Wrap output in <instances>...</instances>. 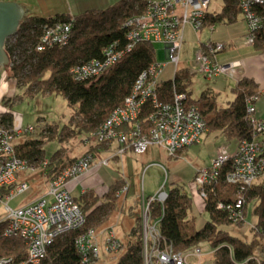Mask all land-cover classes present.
Segmentation results:
<instances>
[{
  "label": "trees",
  "instance_id": "1",
  "mask_svg": "<svg viewBox=\"0 0 264 264\" xmlns=\"http://www.w3.org/2000/svg\"><path fill=\"white\" fill-rule=\"evenodd\" d=\"M223 3V7L218 12L207 10L204 18L206 26H213V29L218 25L230 26L237 21L236 17L239 14L243 19L233 0H223ZM146 4L147 2L142 0H117L115 4L103 10H86L71 17L64 14L48 18L24 15L15 36L12 37L15 42L10 43L8 41L10 39L6 40L5 51L9 58L7 67L16 86L26 87L24 95L27 97L59 95L64 97L67 104L73 109L69 120L61 126V130L56 124L43 125L47 126L43 130L52 133V136L47 138V142H57L61 147L65 141L71 138L86 137L109 117L112 110L123 105L124 99L131 93V88L139 74L152 64H157L153 46L157 43L140 41L132 46L129 53L123 56V59L112 67L107 75L94 81L77 82L73 80L69 72L74 65L101 59L103 50L107 46L115 43L121 46L125 43L127 29L123 27L124 23L128 18L141 14ZM258 12L264 15V9H259ZM71 20H73L72 32L68 44L36 51L43 27L57 22L67 23ZM243 21L245 22L244 19ZM186 27H189L194 33L201 31V29L194 31L190 26ZM250 46L256 53L264 56V27L255 32L253 44ZM189 76L187 70H177L172 80L164 82L159 80L156 90L159 101L171 102L176 92L182 93L186 96L187 105L195 106L200 112L209 133L213 132L224 136L227 143L236 141L238 144L242 140L254 138V126L246 110L247 101L255 95L258 96V87L253 79L247 77L239 79L231 89L233 100L227 102L224 107H218V94L212 89L203 91L198 99L191 97L188 90ZM14 98L21 100L22 97ZM253 104L255 105V103ZM149 111L150 108L147 104L141 112L142 125L146 123ZM12 119L13 113L10 110L7 109L0 113V121L7 128H13ZM68 122L74 124L72 128L68 127ZM35 131L22 134L14 149L17 158L35 164L48 190V183L67 166L72 165L76 158L66 155V152L61 151L60 147L54 150L52 155L46 156L44 151L46 142L44 143L43 139L38 137L42 130L39 129V134ZM31 135L34 138H30ZM107 147L108 144L100 143L89 150L94 152L105 150ZM44 160L47 164L43 166ZM226 171L227 168L221 177ZM123 181L115 182L101 196L91 190L89 192L83 190L79 193L78 198L73 197L86 218L84 226L79 230L58 236L47 248L46 257L39 264H81V257L75 247L76 237L88 229H95L97 232V228L116 208V202L119 200L116 192L122 184L120 182ZM238 190V187L224 185L222 181L214 186L206 187L204 189L206 197H203L202 201L208 220L197 228L195 217L190 218L188 214L192 208L191 199L179 192L178 188L171 187L163 204L149 203L150 220L155 223L160 235L172 245L176 252H192L197 247L202 250L201 246L207 243V251H211L210 264L240 263L250 258L251 255L260 256L262 264H264V181L243 191L245 200L241 209L243 217L236 224L229 218V210L219 208V204L226 208L232 203ZM197 191L200 194V189L197 188ZM142 197L138 203L140 212ZM143 199L145 200V197ZM249 215L250 219L247 221ZM253 218H255V224L251 225L247 233L249 240H246L245 236H241L242 229L237 233H229L225 230L227 227H236L237 229L244 227L246 221L249 223ZM3 226L4 222H0V258L2 256L15 259L23 257V244L19 240L3 238L1 235ZM128 237L131 240L128 241L125 253L116 261V264H143L140 214L136 217ZM119 242L121 249L116 252H120L124 247V243Z\"/></svg>",
  "mask_w": 264,
  "mask_h": 264
},
{
  "label": "built area",
  "instance_id": "2",
  "mask_svg": "<svg viewBox=\"0 0 264 264\" xmlns=\"http://www.w3.org/2000/svg\"><path fill=\"white\" fill-rule=\"evenodd\" d=\"M13 0H0L9 2ZM138 1V0H137ZM146 7L138 16L128 18L124 23L127 29L126 40L121 46L112 44L107 46L101 59H95L74 65L70 69L73 80L85 82L96 80L107 75L112 67L118 64L135 43L145 41L164 45V54L173 65L174 74L178 70L180 50L183 40L184 27L190 26L194 31L209 28L204 18L210 0H142ZM239 8L247 34L245 40L248 45L253 44L255 32L264 27V15L258 12L264 9V0H233ZM71 22H57L43 27L36 51L50 49L52 46H64L69 43L72 32ZM223 43H204L194 54V61L199 73L209 80L213 77L225 75L232 78L241 65L237 61L218 63L216 56L224 50ZM163 66L152 64L143 70L136 78L131 93L124 99L123 105L109 113V117L90 133V138L99 145L112 142L118 144L117 155L129 150L137 155L144 154L150 147H160L170 158L177 156L183 148L199 142L206 132V123L193 105H187L186 96L182 93L173 95L171 102H160L157 86ZM258 96L247 101V113L254 126L255 136L252 140H242L238 143L234 153L226 147L217 150L215 157L208 167H202L195 177L201 198L206 197L204 189L214 186L220 181L224 185L238 187V192L232 203L226 208L219 204V208L228 209L229 218L234 222L242 220V206L244 204L243 191L252 185L264 181V120L255 118L254 104ZM148 104L150 111L146 123L142 125L141 112ZM34 127L11 128L0 121V222H4L1 235L10 240H19L23 244V257H1L0 264H39L46 257L47 248L58 236L79 230L86 222V218L78 207L74 198L66 192L68 182L77 180L86 174L95 162L94 154L90 151L78 157L74 163L62 170L58 176L48 183V190L44 196L38 197L31 203L17 208H10L12 198L27 192L30 187L23 173H33L37 167L16 156L14 146L25 132H33ZM103 163H106L105 161ZM46 165V160L43 161ZM227 171L221 177V174ZM21 178V179H20ZM128 191L127 184L116 192L118 197ZM168 197L164 185L156 194L147 200L141 198V227L143 238V264H191L189 258H195L199 264L203 254L197 247L192 252H176L159 233V229L152 223L149 216V203L163 204ZM237 224V223H236ZM95 229L83 231L75 239L77 253L81 257V264H95L99 259V247ZM103 249L113 254L121 249L118 239L110 232L104 239ZM235 264H262V258L251 255L250 258Z\"/></svg>",
  "mask_w": 264,
  "mask_h": 264
},
{
  "label": "rangeland",
  "instance_id": "3",
  "mask_svg": "<svg viewBox=\"0 0 264 264\" xmlns=\"http://www.w3.org/2000/svg\"><path fill=\"white\" fill-rule=\"evenodd\" d=\"M116 1L117 0H13L12 2H16L18 6H21L25 15L48 18L53 17L54 15H60L61 13H66L69 7H73L76 13H81L83 11L93 9L103 10L106 7L115 4ZM215 1L216 0H212L211 8L215 6ZM216 3L221 5L223 1L217 0ZM244 23L245 22L243 21H238L230 24V26L218 25L213 31L203 29L197 33H194L189 27H185V30L183 31V46L180 50V61L177 67L179 71H188L190 75L188 90L190 91L193 99H198L203 91L207 90L211 86L217 87L221 81H224L226 84L221 86V90L219 89L217 105L218 107H224L227 105V102L233 100L231 90L228 88L229 86H231V88L233 86V84L230 85L231 78L225 75H221V77L218 78L213 77L209 80L203 78L201 73L198 71L197 65L195 64L194 54L201 44L208 43V41H216L217 38L222 36L226 37L232 34L233 31L234 34L232 35L235 37L239 36L241 32H246L247 28ZM8 39H10L8 40L10 43L15 42L12 37ZM244 41L246 42V40ZM247 45L243 46L251 50L253 49L250 45ZM153 46L155 50L156 63L164 68L158 79L162 82L172 80L175 68H173V65L169 63L165 57L164 45L154 44ZM232 52L233 50H230L229 47L226 51L219 52L216 56L217 61L219 63L227 61L232 57ZM26 90L25 86H16V83L12 78V74L7 66H5V68L0 67V112L7 111V109L10 110L13 113L12 124L14 126H18L20 124V127L26 128L31 125L34 127V130H36V133H38L39 129H41L42 131L40 134L38 133V137L42 138L44 143L46 142L44 144V151L46 152V156H50L54 153V150L60 147V145L57 142H47V138L51 137L52 133L48 130H43L47 127L43 125L56 124L59 126L58 129L61 130V126L69 120L73 109L67 104V101L62 96L53 94L52 96L33 95L34 97H27L24 95ZM18 96L22 97L21 100L20 98H14ZM68 124L69 128H72L74 125L72 122H68ZM89 135L90 133L86 137L76 136V138H71L65 141V143L60 147L61 151H65L66 155H69L70 157L76 158L80 155L82 156L90 149L92 143L91 140L93 139L89 138ZM203 137L206 138L205 141L203 138L202 141L204 142L201 141L200 145L192 146L189 151L185 152L187 153L186 156L184 155L185 157L181 156L177 161L168 160V163H166V160H164L163 162L167 170L169 169L168 183L165 188V192H168L171 187L175 186L178 188L179 192L184 193L191 199L193 204L188 214L190 218L195 217V225L197 228L208 220V215L207 213L198 210L194 202L198 197L200 198V202H202V204L204 203L197 191V185H195L193 179L195 173L197 172V168H195V166L206 165L209 162V153L215 150V146L220 145L222 147H226L229 152H233L235 147L238 145L236 141H230L227 143L224 136L222 137L218 133H209L207 130ZM30 138H34L33 135H31ZM110 149V151L96 150L97 152L95 155L99 159L105 158L106 155L109 157V155H111V153L115 150L112 146ZM144 157L145 156H143V158ZM129 158L132 161L126 166L121 164L118 158L111 160L108 159V162L106 161L107 164L103 163L104 161L100 159L101 164L99 168L94 170L92 175L94 183L90 189L87 190V192L91 190L96 195L101 196V194L105 193L109 187L115 184V182L123 180V182H120L122 184L119 189L124 187L125 184L129 187L128 193L122 197H118L119 200L116 202V208L113 210L111 215L108 216L107 220H105L103 224H101V226L99 225L100 227L97 228L98 230L113 224L112 228H114L118 238L123 240L124 247L120 252H116L115 254H109L101 248L99 251V259L95 262V264H116V261L125 253V246L128 241L131 240L127 239L129 238L127 235L131 231L133 221L139 215L140 209H138V205L136 204L138 200L135 204L134 200L141 195V187L143 188L145 200H147L156 194L164 182L161 170L155 167H148L145 169V164L150 163L152 159L143 163L141 156H138L135 153L132 154V156L129 155ZM142 163L144 165H142ZM144 169L146 172L143 174ZM21 177L28 182L30 189L27 192L22 193V195L15 196L9 203L10 208H17L20 205L31 203L36 198L43 196L47 190L45 181L38 171L34 173H23L21 174ZM172 182L175 184H172ZM194 188L195 191H193ZM80 189L81 188H78L72 196L78 198ZM87 192L85 193L88 194ZM124 197L127 200L125 203L127 206L123 209L124 205L122 204ZM130 206L131 210H129ZM0 213L3 214L1 209ZM247 219V221H249L250 215ZM247 221L244 227H238V229L236 227H227L225 230L229 233H237L242 229L241 236H245V239L249 240V237H247L249 234L247 233L251 225L255 224V218H253L249 223ZM201 247L203 254L206 255L201 258V262L205 263L206 261H211V251H207V243ZM189 262L191 264H199L198 260L195 258H189Z\"/></svg>",
  "mask_w": 264,
  "mask_h": 264
},
{
  "label": "crops",
  "instance_id": "4",
  "mask_svg": "<svg viewBox=\"0 0 264 264\" xmlns=\"http://www.w3.org/2000/svg\"><path fill=\"white\" fill-rule=\"evenodd\" d=\"M216 2H217V0L214 2L215 6L213 8H211V5H212V0H211L209 6L207 8V10L209 12H218V11L221 10V8L223 7L224 3H222L221 5H219ZM81 13H76L74 11V8L73 7H71V8L69 7V9H68V11L66 13H61V14H64V15H67V16H70L71 17L72 15H78V14H81ZM236 20H237L236 22L243 21V19L241 18V15L240 14L236 17ZM204 29H208L209 31H213L214 30V29L213 30H210L208 27L207 28H204ZM202 30L203 29H201V31ZM246 33H247V31L246 32L245 31L244 32H241L239 36L235 37L234 35H232V34H234V31H233L232 34H230V35H228L226 37L225 36H222V37L217 38L216 41H208V42L218 43V44L219 43L225 44L224 50L219 51V52L226 51L228 49V47H229L230 50L231 49L233 50V52L231 53L232 57L229 58L227 61L222 62V63H230L231 61H237L239 63V65H241V67L239 68V71L234 75V77L231 78L230 85L233 84V86H234L236 84V82L239 79H242L243 77H247V78L253 79L254 82H256L257 87H258V93H257L258 94V97H257L258 99L256 100V103L254 105V108L256 109V112H255V115L254 116H255V118L264 120V56L259 55L258 53H256L254 51V49L251 50V49H248L247 47L243 46V45H247V42L244 41L245 40V37L243 39V36H245ZM239 39H241V40H239ZM182 46H181V48H182ZM216 61H217V58H216ZM218 77H221V75L220 76H217V78ZM225 84L226 83H224V81H221V83L219 85H217V87H219V88H217L215 86H211L208 89H212L216 94H219V89L221 90V86H224ZM228 88H230L229 90L232 89L231 86H229ZM41 126H42V124H41ZM12 127L17 129V128L20 127V124L18 126H14L12 124ZM205 133L206 132H204L203 135ZM203 135L201 136L199 142H197L195 144H192L189 147H186V148L181 149L179 151V153L177 154V156L174 157V158L168 157L166 155L165 151L163 149H161L160 147H157V146L156 147H150L144 154L138 155V156H141V158L143 159L142 160L143 163H145V161L148 162L150 159L153 160V161L151 160L150 163L145 164V166H146L145 169H147L148 167H155V168H158L159 170H161V172L163 173V178H164V182H163L162 186L164 185V190H165V188L167 186V183H168V176H169L168 170L169 169L167 170L166 166L163 164L164 160H166L165 162L168 163V160L177 161V160H179V157L184 156V155L186 156L187 153H185V152L189 151V149L192 146L200 145L203 138H204L203 140L205 141L206 138L203 137ZM204 141H202V142H204ZM91 142L92 143H91L90 149L96 146V144L94 143L93 140H91ZM111 146H112V148L115 149L114 152H112L111 155H109V157H107V155H106L105 158H100V159H102V161H105V162L107 161L108 162V159L111 160V159L118 158L120 160L121 164H124V166L129 165L130 162L132 161L129 158V155L132 156V154H134V153H132L131 151H126V152L122 153V155H117L116 152L119 149H118V144L116 142L110 143V145H108V147L105 149V151H110L111 150L110 149ZM221 147L222 146H220V145L215 146V150H213L212 152L209 153V156H210L209 157V162L206 165L195 166V168H197L196 169L197 172L200 169H202V167H208L210 165L211 161L215 157L214 155L216 154L217 150L219 148H221ZM235 149H236V147H235ZM88 151H91V150H88ZM96 152L97 151H94L93 152L94 157H95V160H94L95 162L93 163V165L89 169V171L86 174L78 177L77 180H74L72 182L67 183L66 191L69 193L70 196H72V194L74 192H76V190L78 188H81L80 189V193H81V191H83V190H89L90 187L93 185V183H94L93 182V176H92L93 175V172H94L95 169L99 168V166L101 164L100 163L101 162L100 159L98 157H96V155H95ZM129 152H131L132 154L129 153ZM234 152H235V150H233V152H230V153H234ZM80 156H78V157H80ZM143 156H145V157L143 158ZM78 157H76V159ZM97 160H99V161H97ZM107 162H106V164H107ZM143 163H142V165H144ZM145 169L143 170V174L146 172ZM34 172H36V170L33 171V173ZM196 173H195V175H196ZM39 174H40V171H39ZM21 178H23V177H21ZM194 182H195V180H194ZM172 184H175V183L172 182ZM195 185H196V183H195ZM128 191H129V187H128ZM128 191H127V193H128ZM193 191H195V188H194ZM140 193H141V195H139L136 198V200H134V204L138 200V202L136 203L138 205V209H140V206L138 204L140 197L141 196L145 197V195L143 193V188L142 187H141V192ZM127 196H128V194H127ZM72 197H74V196H72ZM123 200L124 201H123V204L122 205H124L123 206V209H124V207L127 206V205H125V203L127 202V200H126L125 197L123 198ZM194 202L196 204V208H198V210H201L202 212H204V203L202 204V202H200V198L197 197V199ZM192 204H193V202H192ZM129 210H131V206H130ZM139 214H140V210H139ZM134 221H133L132 227L134 226ZM112 225L113 224H111L109 226H106V227H103V228H100V229L97 230L96 240H97V243H98V247L100 246L99 247V251H100L101 248H103V244H104V241H105L104 239L108 236V234L110 232L113 234V236L116 239H118L119 241H122L123 242V240L119 239L118 236L116 235V232L114 231V228H112L113 227ZM132 227H131V230H132ZM129 234L127 235V237L129 236ZM127 239H130V237L127 238Z\"/></svg>",
  "mask_w": 264,
  "mask_h": 264
},
{
  "label": "water",
  "instance_id": "5",
  "mask_svg": "<svg viewBox=\"0 0 264 264\" xmlns=\"http://www.w3.org/2000/svg\"><path fill=\"white\" fill-rule=\"evenodd\" d=\"M24 15V10L16 2H0V67L9 65L5 43L8 38L15 36Z\"/></svg>",
  "mask_w": 264,
  "mask_h": 264
},
{
  "label": "bare ground",
  "instance_id": "6",
  "mask_svg": "<svg viewBox=\"0 0 264 264\" xmlns=\"http://www.w3.org/2000/svg\"><path fill=\"white\" fill-rule=\"evenodd\" d=\"M36 171H37V169H36ZM39 172V171H38ZM40 175H41V173H40Z\"/></svg>",
  "mask_w": 264,
  "mask_h": 264
}]
</instances>
